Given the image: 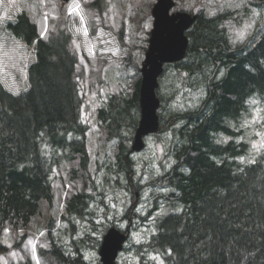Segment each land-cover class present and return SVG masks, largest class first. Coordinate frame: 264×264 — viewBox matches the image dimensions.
<instances>
[{
  "label": "trees",
  "instance_id": "trees-1",
  "mask_svg": "<svg viewBox=\"0 0 264 264\" xmlns=\"http://www.w3.org/2000/svg\"><path fill=\"white\" fill-rule=\"evenodd\" d=\"M251 2L264 5V0ZM196 15L186 32L185 57L167 63L158 81L173 68L187 85L202 84L204 96L195 108L160 116L158 132L174 127L178 139L171 147L173 163L151 181L165 191L157 200L163 199L169 210L156 218V230L135 244L134 252L138 264H158L148 258L150 252L163 264H264V149L247 161L250 145L237 139L254 106L264 108V29L233 46L225 24L228 13ZM6 28L33 48L34 60L24 90L12 93L0 85V254L19 248L43 228L49 240L46 264H91L84 251L101 243V233L92 234L97 228L92 191L103 193L88 172L87 126L81 119L70 33L61 28L41 37L25 12ZM139 85L138 77L130 89L110 95L95 112L111 155L102 159L94 176L100 171L107 185L110 177L117 185L122 178L132 201L141 188L132 177L129 145L140 115ZM159 93L157 88L162 105ZM68 168L69 178L82 184L64 198L60 234H73L79 218L91 225V231L71 236L73 249L52 232L53 178L58 172L64 177ZM5 230L13 237L12 246L2 242ZM15 264L33 262L23 253Z\"/></svg>",
  "mask_w": 264,
  "mask_h": 264
},
{
  "label": "rangeland",
  "instance_id": "rangeland-1",
  "mask_svg": "<svg viewBox=\"0 0 264 264\" xmlns=\"http://www.w3.org/2000/svg\"><path fill=\"white\" fill-rule=\"evenodd\" d=\"M155 1L68 0L61 3L59 0H0V85L12 93L26 88L27 68L34 60V50L17 40L18 37L11 31L9 34L7 23L14 21L17 14L25 12L35 22L41 37H49L61 28L70 33V49L77 59L74 74L82 99L81 119L87 126L88 172L96 180L98 191L103 193L102 196L92 191L96 203L92 202L91 206L97 209V228L92 234L100 232L101 239L104 232L113 226L124 232L128 231L124 249L117 257L118 264L140 262L139 256L134 252V245L145 242L156 230V218L169 210L163 199L157 200L160 193L165 191L159 186H153L151 181L173 163L171 147L178 139L174 127H169L163 132L148 135L145 138V147L131 153L134 169L132 177L141 187L137 192L138 196L135 195V201H132L131 194L124 188L126 183L122 178L117 185L115 177H110L107 185L100 171L94 176L95 168L101 165L102 159L111 155V145L104 141L95 112L110 95L130 89L138 77L141 79L140 67L152 29L151 8ZM174 2L172 11H185L190 14L203 11L207 16L219 12L228 13L225 24L233 46L242 44L252 32L257 35L264 29V5L257 6L251 0ZM63 15L74 18V21L64 18ZM158 90L163 96L158 113L164 119L171 112L197 107L204 96L202 84L187 85L183 82L182 75L180 77L173 68L164 72ZM243 127L244 131L237 139L249 143L250 149L245 159L250 161L264 149V108L256 104L246 117ZM108 162L109 159L106 158V163ZM69 171V168L64 171V177L60 172L54 174L52 232L68 241L70 248L71 236L81 235L85 230L91 231V225L88 220L79 218L73 234L72 230L62 231L60 234V228L65 226L62 221V215L66 216L63 211L64 198L78 190L82 184L79 179L71 180ZM87 191L91 192L90 185ZM155 198L157 209L152 210ZM130 209L132 218L128 219ZM133 212L136 213L135 217ZM141 215L146 217L144 222L141 221ZM2 242L8 247L13 245V237L7 230L2 234ZM21 243L19 248H10L5 254H0V264H15L22 260L23 253L29 256L33 264H46L49 260V240L45 229H39ZM99 247H87L84 259L91 264H100ZM40 249L44 251L43 255L39 253ZM147 256L151 261L163 264L157 253L150 252Z\"/></svg>",
  "mask_w": 264,
  "mask_h": 264
},
{
  "label": "water",
  "instance_id": "water-1",
  "mask_svg": "<svg viewBox=\"0 0 264 264\" xmlns=\"http://www.w3.org/2000/svg\"><path fill=\"white\" fill-rule=\"evenodd\" d=\"M174 5V0H156L151 8L152 29L140 67V117L134 130L131 151L142 150L145 147V137L159 130L157 110L160 99L156 94L158 78L166 63L178 62L185 57L189 44L186 32L197 15L185 11H171ZM126 239V232L114 226L108 228L102 236L98 250L101 264H117V255Z\"/></svg>",
  "mask_w": 264,
  "mask_h": 264
},
{
  "label": "snow or ice",
  "instance_id": "snow-or-ice-1",
  "mask_svg": "<svg viewBox=\"0 0 264 264\" xmlns=\"http://www.w3.org/2000/svg\"><path fill=\"white\" fill-rule=\"evenodd\" d=\"M78 7H79V6H77V10H78ZM253 162H254V161H253Z\"/></svg>",
  "mask_w": 264,
  "mask_h": 264
}]
</instances>
